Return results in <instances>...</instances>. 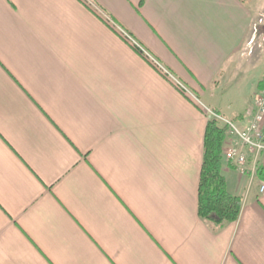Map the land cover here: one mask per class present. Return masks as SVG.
Wrapping results in <instances>:
<instances>
[{
  "label": "crops",
  "instance_id": "0c3cea01",
  "mask_svg": "<svg viewBox=\"0 0 264 264\" xmlns=\"http://www.w3.org/2000/svg\"><path fill=\"white\" fill-rule=\"evenodd\" d=\"M251 3L0 0V264H264L258 180L224 161L238 219L197 213L205 108L264 83Z\"/></svg>",
  "mask_w": 264,
  "mask_h": 264
},
{
  "label": "trees",
  "instance_id": "16d2710c",
  "mask_svg": "<svg viewBox=\"0 0 264 264\" xmlns=\"http://www.w3.org/2000/svg\"><path fill=\"white\" fill-rule=\"evenodd\" d=\"M240 1L247 3L249 0ZM261 88H264V83ZM239 117L234 118L235 122H239ZM227 138V126L214 116H209L197 189V213L214 231L236 221L242 205V197L229 189L222 173V147ZM257 177L264 181V167L261 165L257 168Z\"/></svg>",
  "mask_w": 264,
  "mask_h": 264
},
{
  "label": "built area",
  "instance_id": "2783aa9c",
  "mask_svg": "<svg viewBox=\"0 0 264 264\" xmlns=\"http://www.w3.org/2000/svg\"><path fill=\"white\" fill-rule=\"evenodd\" d=\"M109 22H111V20H109ZM254 28L255 25H253V30ZM116 30L129 41L132 46L138 48L150 58L145 50L127 32L120 27H116ZM152 62L156 64V68L171 80L178 89L187 93L182 84L167 70L156 61ZM207 112L223 121L227 126L228 138L222 149V155L225 161L233 166L241 176H246L250 180L256 179L259 158L261 153L264 152V88H261L254 96L251 116L242 124L222 118L210 110H207ZM259 185L260 192H263L264 181L260 180Z\"/></svg>",
  "mask_w": 264,
  "mask_h": 264
},
{
  "label": "rangeland",
  "instance_id": "374dc122",
  "mask_svg": "<svg viewBox=\"0 0 264 264\" xmlns=\"http://www.w3.org/2000/svg\"><path fill=\"white\" fill-rule=\"evenodd\" d=\"M250 2H251V0H249L247 3H250ZM251 5L254 6L255 20H256V21H254V24H253V25H255V28L253 30V34L254 35L247 42L248 47H250V46L251 47L248 48L247 51H245L244 53H245V55H249L251 53V58H254L255 57V59H256V58H259L258 55L261 52L264 53V51H263V49H264V0H252ZM252 28H253V26H252ZM250 60H249V62H250ZM249 62L246 61V60L244 61L245 64L246 63H249ZM238 67L240 68V72L242 73V76H244V74H246V76H247V82L248 83H249V81L251 79H252L251 81H254L255 82L257 80V78H258V74L261 73L262 71H264V57H263V59L260 58V62L258 63V66L256 67L257 69L260 70V72H257L256 73L254 70L249 71L247 68H245V67H247V65H245V66L239 65ZM251 89H253V87H251ZM241 91L242 90H240V92H237V95L240 96V94H242L241 96L246 97V91L244 93H242ZM225 97H227V98L224 99V101H228V100L231 101V98L233 96H231L229 94H226ZM244 97H241V101H242V99ZM202 101H205V100L202 99ZM209 109H211V108H209ZM206 110H205V113L207 115V111ZM219 110H220V112H223V113L227 114L228 116H230V117L222 116V118L234 120L235 117L234 116L232 117V115H233L232 113H235L234 110L233 111H228V110L225 111L222 108L219 109ZM212 111H214V110H212ZM209 116H210V114H209ZM219 121L222 122V123H224L221 120H219Z\"/></svg>",
  "mask_w": 264,
  "mask_h": 264
}]
</instances>
